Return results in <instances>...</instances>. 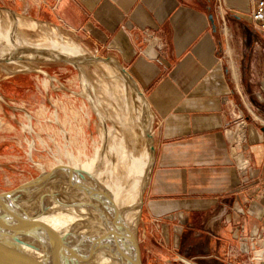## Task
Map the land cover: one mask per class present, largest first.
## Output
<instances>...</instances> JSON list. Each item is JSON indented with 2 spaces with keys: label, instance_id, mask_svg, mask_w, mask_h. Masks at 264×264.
I'll return each instance as SVG.
<instances>
[{
  "label": "crops",
  "instance_id": "crops-1",
  "mask_svg": "<svg viewBox=\"0 0 264 264\" xmlns=\"http://www.w3.org/2000/svg\"><path fill=\"white\" fill-rule=\"evenodd\" d=\"M255 2L221 0L241 36ZM217 3L0 0L110 57L142 93L155 151L143 206L162 241L145 243L147 264H264V132L234 104Z\"/></svg>",
  "mask_w": 264,
  "mask_h": 264
},
{
  "label": "rangeland",
  "instance_id": "rangeland-1",
  "mask_svg": "<svg viewBox=\"0 0 264 264\" xmlns=\"http://www.w3.org/2000/svg\"><path fill=\"white\" fill-rule=\"evenodd\" d=\"M246 31L245 36L239 35L228 20L225 64L236 108L264 126V37L254 28L247 26ZM0 33V52L5 51L0 53V193L61 166L44 173L40 183L21 198L39 199L49 190L48 180L58 184L77 172L67 164L92 159L97 160L99 172L103 171L102 179L111 178L121 187L132 184L137 179L130 176L133 157L145 156L153 142L145 132L146 112L119 69L104 61L70 63L51 56L48 50L16 44L21 37L47 45L66 44L85 53L76 59L103 56L62 29L1 4ZM7 33L13 41L6 39ZM14 78L21 79V86L12 83ZM152 160L144 171L139 212L133 223L143 264H147L145 243L156 246L162 242L157 218H148L143 206Z\"/></svg>",
  "mask_w": 264,
  "mask_h": 264
},
{
  "label": "water",
  "instance_id": "water-1",
  "mask_svg": "<svg viewBox=\"0 0 264 264\" xmlns=\"http://www.w3.org/2000/svg\"><path fill=\"white\" fill-rule=\"evenodd\" d=\"M209 17L216 30L213 13ZM40 50L47 52V49ZM50 54L70 63L112 61L110 57L90 56L76 59L51 51ZM119 67L121 68L120 65ZM129 84L136 93L142 95L132 80ZM142 103L144 104V99ZM261 129L264 132V126ZM145 132L152 141L148 126ZM151 148L154 150L152 144ZM52 168L44 173L50 174L62 169L61 166ZM77 172L79 183L83 180L87 182L90 178L85 172ZM43 174L12 190L0 193V264H143L134 226L126 227L122 215L117 210L114 212L119 224L118 236L90 230H74L58 232L50 239L51 233L47 230L42 238H37L36 229L25 216L20 202L26 193L29 194L40 183ZM90 195L103 199L99 193L91 192Z\"/></svg>",
  "mask_w": 264,
  "mask_h": 264
},
{
  "label": "bare ground",
  "instance_id": "bare-ground-1",
  "mask_svg": "<svg viewBox=\"0 0 264 264\" xmlns=\"http://www.w3.org/2000/svg\"><path fill=\"white\" fill-rule=\"evenodd\" d=\"M16 20L17 18L14 17L13 21ZM2 35L0 33V41L3 39ZM10 35V33H7L5 37L13 41ZM14 42H17L16 44L20 46L24 45L29 48L47 49L51 52L57 51L59 54H65L73 58L85 54L83 51L69 47L66 44L56 45L54 43V45L50 44V46L41 42L25 40L21 37ZM13 45L16 46L14 43ZM0 53L5 54V51H1ZM139 103H141L140 99ZM150 150L151 152L153 151L152 148ZM150 150L143 157H133V167L130 176H132L131 178L137 176V179L128 186L121 187L111 178L109 180H106L107 177L102 179L101 174H103V171L102 173L101 171L99 172L96 165L97 160L92 159L90 162L80 165L67 164L76 168L77 171L85 172L90 177L87 182L83 180L84 186H82V183H79L78 172H72L69 179H60L58 184H52V181L48 180L46 184L49 186V190L39 199H21L20 206L22 209L24 208L25 216L35 227L36 237L42 238L47 230L51 233L50 239L58 232L65 233L74 230H90L118 236L120 234L119 224L114 210L119 211L122 215L121 217L126 227H132L133 223L136 222L139 212V194L144 171L151 161ZM91 192L99 193L103 199L94 198V196L90 195ZM44 215L45 217L39 220Z\"/></svg>",
  "mask_w": 264,
  "mask_h": 264
},
{
  "label": "built area",
  "instance_id": "built-area-1",
  "mask_svg": "<svg viewBox=\"0 0 264 264\" xmlns=\"http://www.w3.org/2000/svg\"><path fill=\"white\" fill-rule=\"evenodd\" d=\"M58 1V0H57ZM217 11H218V18H219V28L222 32L223 39L225 42V45L227 47L228 45V22H227V17L226 14L223 10V7L221 5V0H217ZM53 9H56V6L54 5L52 7ZM252 21L253 25L256 29L260 30L262 33H264V0H256L255 2V8L252 11ZM224 56L225 58L228 57V54L226 50H224ZM227 61V60H226ZM246 253L250 254L252 256V259L258 263L259 262V257L258 255H253L250 253L249 250H245Z\"/></svg>",
  "mask_w": 264,
  "mask_h": 264
}]
</instances>
